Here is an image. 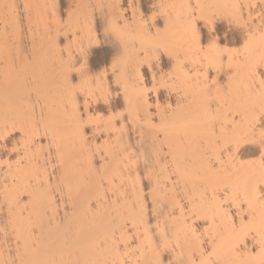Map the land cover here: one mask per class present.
Listing matches in <instances>:
<instances>
[{"label":"bare ground","instance_id":"6f19581e","mask_svg":"<svg viewBox=\"0 0 264 264\" xmlns=\"http://www.w3.org/2000/svg\"><path fill=\"white\" fill-rule=\"evenodd\" d=\"M261 69L264 0H0V264H264Z\"/></svg>","mask_w":264,"mask_h":264},{"label":"rangeland","instance_id":"374dc122","mask_svg":"<svg viewBox=\"0 0 264 264\" xmlns=\"http://www.w3.org/2000/svg\"><path fill=\"white\" fill-rule=\"evenodd\" d=\"M237 45H238V44H237ZM237 45H236V46H237ZM237 47H238V46H237ZM251 90H252V92H251ZM251 90H250V91H249V90L247 91L246 89H244V91H243V90L241 89L240 91H242V92H239V93H238V91H237V93H238V94H237V95H238V96H237V99H238V100H240V99H241V100H251V99H252L251 96H252L253 93L255 92V91L253 92V88H251ZM254 90L257 91V90H258V87H257L256 89H254ZM263 91H264V89H263L261 92H263ZM249 92H250L252 95L249 94ZM258 93H259V92H258ZM254 94H256V93H254ZM248 95H249V96H248ZM250 95H251V96H250ZM239 96H240V97H239ZM246 96H248V97L246 98ZM238 97H239V98H238ZM235 117H237V115H236ZM256 155H257V154H254V155H253V154H252V155H247V156H245V157L243 158V160H244V161H247V162H248V161H249V162H251V161L253 162V159L256 158Z\"/></svg>","mask_w":264,"mask_h":264},{"label":"snow or ice","instance_id":"6c2138e0","mask_svg":"<svg viewBox=\"0 0 264 264\" xmlns=\"http://www.w3.org/2000/svg\"><path fill=\"white\" fill-rule=\"evenodd\" d=\"M261 75L264 76V69H261ZM262 190H264V189H262ZM245 219H246V217H245Z\"/></svg>","mask_w":264,"mask_h":264}]
</instances>
